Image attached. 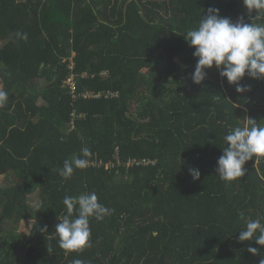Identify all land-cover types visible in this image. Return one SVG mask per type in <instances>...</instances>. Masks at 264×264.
<instances>
[{"label": "trees", "instance_id": "1", "mask_svg": "<svg viewBox=\"0 0 264 264\" xmlns=\"http://www.w3.org/2000/svg\"><path fill=\"white\" fill-rule=\"evenodd\" d=\"M209 7L264 23L243 0H0V264H260L264 246L238 232L239 213L264 217V159L231 182L215 168L231 128L264 125V79L245 76L237 93L213 67L192 82L183 35ZM84 147L90 162L121 163L65 179L64 160ZM93 191L112 214L90 218V247L66 252L63 198Z\"/></svg>", "mask_w": 264, "mask_h": 264}, {"label": "clouds", "instance_id": "2", "mask_svg": "<svg viewBox=\"0 0 264 264\" xmlns=\"http://www.w3.org/2000/svg\"><path fill=\"white\" fill-rule=\"evenodd\" d=\"M243 4L249 11H255L257 19L264 16V0H243ZM183 36L189 47L194 49L192 54L196 64L191 75L194 84H201L207 78V70L213 67L229 85H236L237 93L250 90L249 86L239 83L245 76L264 79V23H245L242 17L233 22L230 18L221 17L219 9L209 7L201 15L198 26ZM21 38L27 39V34ZM7 100L8 93L0 88V108ZM223 140L225 146L215 168L222 181L231 182L243 177V166L247 161L254 159L255 164L264 159V125L253 118L248 117L242 126L231 128ZM81 155L83 158L73 155L71 159H65L59 174L68 179L74 170L88 167L91 150L84 147ZM189 174L193 181L199 180L201 175L197 168L189 169ZM62 203L66 214L55 226L59 247L66 252H81L90 247V218L101 221L113 210L99 203L94 191L78 196L66 195ZM32 207L38 212L42 202L33 201ZM74 210L77 212L75 217ZM239 219L245 226L238 232V242L254 241L256 245L264 246V217L246 219L241 212ZM42 231H47V226ZM247 252L257 255L258 248L249 246ZM71 264H83V261L74 259ZM260 264H264V259Z\"/></svg>", "mask_w": 264, "mask_h": 264}, {"label": "built area", "instance_id": "3", "mask_svg": "<svg viewBox=\"0 0 264 264\" xmlns=\"http://www.w3.org/2000/svg\"><path fill=\"white\" fill-rule=\"evenodd\" d=\"M66 83L68 84V87H69V91H70V93L72 94V96L73 97H76L77 95L75 94V90H76V86H75V84H74V82H73V79L71 78V77H69V78H67L66 79ZM83 96H98V95H96V94H91V93H89V92H85V93H83ZM115 159H114V161H112V160H109V161H105V162H103L102 160H98V161H92V162H90L89 164L90 165H93V166H101V165H104L105 166V168H112V167H114V166H116V165H119L120 163H121V160H120V158L118 157V155L116 154L115 156ZM147 160H144V159H142V160H139V159H132V158H129L128 160H127V165H130V164H133V163H135V164H138V163H144V164H147Z\"/></svg>", "mask_w": 264, "mask_h": 264}, {"label": "rangeland", "instance_id": "4", "mask_svg": "<svg viewBox=\"0 0 264 264\" xmlns=\"http://www.w3.org/2000/svg\"><path fill=\"white\" fill-rule=\"evenodd\" d=\"M3 42H4V41H1V40H0V46L3 44ZM7 179H9V178L6 177V176H0V184L3 183V181H5V180H7ZM28 227H29V224H28L27 222H25V221L22 222V224H21V228H22V230H23V229H26V230H27Z\"/></svg>", "mask_w": 264, "mask_h": 264}]
</instances>
